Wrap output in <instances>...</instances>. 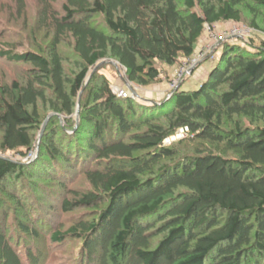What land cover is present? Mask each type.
Returning a JSON list of instances; mask_svg holds the SVG:
<instances>
[{
	"label": "trees",
	"instance_id": "trees-1",
	"mask_svg": "<svg viewBox=\"0 0 264 264\" xmlns=\"http://www.w3.org/2000/svg\"><path fill=\"white\" fill-rule=\"evenodd\" d=\"M53 1L43 0L38 21L50 37L46 49L0 50V60L29 66L23 83L0 77V200L5 182L26 169L3 155L32 151L53 112L39 141L50 162L40 165L45 173L55 165L60 174L76 171L90 187L64 199L63 214L95 212L51 234L56 245L82 243L77 264H264V42L252 53L225 43L198 90L175 92L169 109L118 98L106 78L90 74L111 58L128 82L159 83L156 64L191 57L206 27L240 23L242 9L264 34L256 23L264 0H62L59 13ZM65 46L75 58L70 74ZM79 97L81 125L64 147L56 119L73 128ZM185 128L199 142L194 153L163 145ZM19 228L29 233V225ZM25 253L27 262L0 231V264H39Z\"/></svg>",
	"mask_w": 264,
	"mask_h": 264
},
{
	"label": "rangeland",
	"instance_id": "rangeland-1",
	"mask_svg": "<svg viewBox=\"0 0 264 264\" xmlns=\"http://www.w3.org/2000/svg\"><path fill=\"white\" fill-rule=\"evenodd\" d=\"M42 2L43 0H24V8L22 10L19 8L18 0H0V50L6 49V45L11 46L19 53L27 50L41 52V49H46L50 37H47L45 30L38 28ZM63 3L62 0H54L52 7L59 13ZM241 14L240 23L222 22L212 27H206L205 31L211 30L214 33L221 34L232 27H246L252 30V33L241 40H233L231 43H234L233 45L240 47V49H245L252 53L254 51L252 45H259L262 41L264 42V34L251 28L250 25L254 16L248 10L242 9ZM256 23L260 28H264V18L262 16L257 17ZM205 31L203 35L207 38L209 36L205 34ZM198 50L200 48L195 53ZM222 51L223 46L219 47L217 59H212V54H210L197 67L196 70L199 68L201 70L196 76L195 73L192 74L182 84L172 90L169 88V83L173 69L181 64L184 60L183 58L179 60L178 65L173 67L172 70H167L166 67L156 64L161 71L162 78L159 83L146 87H140L128 82L124 69L117 61L111 58L99 62L96 69H91L90 74L96 71L97 75L106 78L111 90L125 89L127 92L129 91L128 93L132 97L131 100L137 106L142 104L143 107H149L162 102V105L165 104L167 106L166 109H169L173 105L171 101L175 92L198 90L201 80L207 79L206 73L208 70L210 68L213 69L217 65ZM62 54L66 59V74H70L75 68L73 65L75 58L72 56L68 46L62 47ZM28 69L29 66L26 65L0 60V77L3 84L6 85H11L14 81L23 83ZM82 99L79 97L75 114L71 118L73 128H69L63 116L58 115V118H55L59 128L65 134L64 139H62L64 147L66 139H72L74 133L79 130L81 125L79 112L85 97ZM54 115L55 113L53 112H47L44 116L41 126L43 132L42 134L41 131L39 132L38 142H36L32 151L24 156L16 153L3 155L5 158L20 162L26 169L24 176L21 178H10L5 182L7 184L6 193L3 194L0 200V231L4 233L10 243L18 248L25 262H27L25 252L29 249L33 255L38 257L39 264H77L82 243L72 238L65 240L60 245H56L51 241V234L57 231L64 233L78 221H91L95 212L92 208H88L63 214L60 207L61 202L64 199L71 200L77 193H84L90 187L85 178L76 171V173L74 171L69 173V170H67V174H65V171L60 174L57 171H61L63 168L55 165L57 169V171H54L55 174L52 171L45 173L40 165L41 162L43 165V161L50 162L41 153L39 141L49 124L53 123L52 117ZM193 137L190 134H179L175 141L168 144L163 142V145L170 147L169 145L174 143L171 147H175L182 154L190 155L199 146V142ZM10 195H13L16 201ZM20 224L29 225V233L21 231L19 228ZM34 230L38 233L37 237L30 234V231Z\"/></svg>",
	"mask_w": 264,
	"mask_h": 264
},
{
	"label": "built area",
	"instance_id": "built-area-1",
	"mask_svg": "<svg viewBox=\"0 0 264 264\" xmlns=\"http://www.w3.org/2000/svg\"><path fill=\"white\" fill-rule=\"evenodd\" d=\"M252 33V30L246 27H232L221 34L214 33L211 30H206L205 34H208L209 37L206 38V42L200 47L196 53L187 59H184L181 64L176 67L172 73V77L170 79L169 88L170 90L175 89L180 84H182L187 78H189L194 71L197 69L199 64L208 58L210 54H212V59L218 58L219 47L223 46V44L233 41V40H241L245 38L248 34ZM113 94H115L118 98L128 99L132 98L129 95V91L127 92L125 89H115L112 90ZM179 132V133H178ZM188 129H179L174 136H171L164 140L165 144L171 143L175 141L179 134H187Z\"/></svg>",
	"mask_w": 264,
	"mask_h": 264
},
{
	"label": "crops",
	"instance_id": "crops-1",
	"mask_svg": "<svg viewBox=\"0 0 264 264\" xmlns=\"http://www.w3.org/2000/svg\"><path fill=\"white\" fill-rule=\"evenodd\" d=\"M207 40H206V38H205V35H203L202 37H201V39L199 40V42L197 43V45H196V48H195V51L198 49V48H200V46L204 43V42H206ZM166 67V66H165ZM167 68V70H172V68L173 67H166ZM211 69L212 68H210L209 70H208V72L206 73L207 74V76H208V74L210 73V71H211ZM174 70V69H173ZM200 68L198 69V70H195L194 71V73H195V76L200 72ZM193 73V74H194ZM202 82L204 81L203 79L201 80ZM201 82V83H202ZM163 85V84H162ZM161 85V86H162ZM161 88V87H160ZM162 91V90H161Z\"/></svg>",
	"mask_w": 264,
	"mask_h": 264
},
{
	"label": "water",
	"instance_id": "water-1",
	"mask_svg": "<svg viewBox=\"0 0 264 264\" xmlns=\"http://www.w3.org/2000/svg\"><path fill=\"white\" fill-rule=\"evenodd\" d=\"M42 132H43V129L41 130V134H42ZM41 136V135H40Z\"/></svg>",
	"mask_w": 264,
	"mask_h": 264
}]
</instances>
